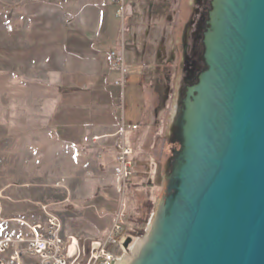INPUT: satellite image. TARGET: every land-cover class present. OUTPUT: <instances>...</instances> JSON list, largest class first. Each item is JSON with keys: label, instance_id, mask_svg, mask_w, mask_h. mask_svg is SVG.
<instances>
[{"label": "rangeland", "instance_id": "obj_1", "mask_svg": "<svg viewBox=\"0 0 264 264\" xmlns=\"http://www.w3.org/2000/svg\"><path fill=\"white\" fill-rule=\"evenodd\" d=\"M171 1L177 5L176 10L159 20L173 23L174 30H169V26L163 32L147 31L152 40L161 35L157 46L165 56L164 62H159L162 64L159 71L164 73H158L168 78L165 82L159 77L162 82H155L151 91L156 93L149 97L162 103L158 114L165 130L166 161L158 200L150 204L148 180L140 182L135 169L126 188L119 193L113 174V184L102 185L96 176L80 174L69 156L63 157L53 124L61 85L58 14L48 6L49 0H0V238L7 235L31 238L34 232L44 234L49 218L53 217L60 223L64 238L70 237L64 235V230L76 233L71 236L75 239L71 253L77 240L80 241L82 256L78 263L89 264L91 242L105 244L115 225L122 226L124 236L140 240L147 235L158 202L167 196L165 177L174 157L173 150L179 149L178 144L173 143L174 133L171 134L177 103L185 88L195 81V75L204 68L202 31L211 3V0ZM117 10L108 20L113 29L110 37L116 41L111 45L115 51L124 53L127 86L124 108L120 106L116 118L119 122L124 120L126 125L142 123V94L135 79L136 75L143 74L139 54L142 45L140 49L136 47L130 40L133 33L122 30L121 9ZM135 11L136 14H130L132 10H124L123 19L147 29L149 16L143 8ZM194 12V23L188 26ZM184 30L188 31L183 47ZM187 62L192 63L193 70L184 69ZM113 74L115 79L120 78L118 72L113 71ZM116 89L120 105L122 88ZM95 202L103 207H95ZM95 217L99 220H94ZM109 250L120 257L118 248ZM128 255L132 256L131 252ZM20 259L19 264L40 262L39 258L26 254Z\"/></svg>", "mask_w": 264, "mask_h": 264}, {"label": "water", "instance_id": "obj_2", "mask_svg": "<svg viewBox=\"0 0 264 264\" xmlns=\"http://www.w3.org/2000/svg\"><path fill=\"white\" fill-rule=\"evenodd\" d=\"M202 48L176 106L167 196L133 264H264V0H211Z\"/></svg>", "mask_w": 264, "mask_h": 264}, {"label": "crops", "instance_id": "obj_3", "mask_svg": "<svg viewBox=\"0 0 264 264\" xmlns=\"http://www.w3.org/2000/svg\"><path fill=\"white\" fill-rule=\"evenodd\" d=\"M116 1L49 0L47 3L50 9L58 14L56 30L61 41V49L58 52L60 98L53 120L55 136L63 157L69 156L73 159L80 174L96 176L102 185H107L114 182L112 174L115 167V146L120 139L118 133L123 126H137L138 129L127 131L124 138L134 148L136 174L140 182L148 180V203L153 204L158 200L157 195L163 185L162 177L166 169L163 152L165 130L158 114L162 103H156L149 97L156 93L155 90L151 91L155 82H162L163 79L166 82L168 78L159 75L164 73L159 71L162 70V64L159 62L165 57L157 46V43L161 42V35L157 40H152L147 31L152 29L163 32L169 26V30H172L173 23H161L159 19L172 14L177 5L171 0ZM115 8L117 11L122 8L130 12L132 10L130 14H136L135 9L140 11L143 8L149 16L147 29L126 22L122 17V30L133 33L130 40L137 44L136 47L140 49L142 45L139 54L142 55L140 63L143 74L135 77L142 94V123L126 125L124 120L119 122L116 118L120 106L124 108L127 82L124 88L121 87L122 102L119 105L120 98L116 88H120L117 82L121 80V73L113 68L110 59L111 53L115 51L112 45L116 41L110 37L113 29L108 22L116 11ZM113 71L119 73V79L114 78ZM159 77H162V80ZM81 190L83 189L80 188ZM95 203V207H103ZM94 220L99 219L95 217ZM63 233L70 237L76 234L65 230Z\"/></svg>", "mask_w": 264, "mask_h": 264}, {"label": "built area", "instance_id": "obj_4", "mask_svg": "<svg viewBox=\"0 0 264 264\" xmlns=\"http://www.w3.org/2000/svg\"><path fill=\"white\" fill-rule=\"evenodd\" d=\"M122 2V0H120ZM120 16L124 15V8L119 12ZM113 68L121 73V80L117 86L122 88L126 85V66L125 57L122 51H114L110 55ZM137 126H123L120 132V139L116 143V165L113 175L118 186V192L122 193L127 183L134 174L135 161L134 149L129 145L124 135L129 130H136ZM38 230L40 228H37ZM34 231V230H33ZM122 226L117 224L113 227L107 242L104 244L100 241H92L90 244V262L89 264H117L122 261L130 252V244L135 238L129 235H123ZM130 239L132 242L126 246ZM75 239L72 237L64 238L60 223L55 218H49L48 226L44 234L34 232V236L26 238L24 236L14 237L11 235L0 238V264H19L20 258L28 255L30 258H39V264H79L78 261L82 256L80 241L77 240L76 248L71 253ZM116 247L120 250V257L110 252V248ZM8 256V254H11Z\"/></svg>", "mask_w": 264, "mask_h": 264}, {"label": "bare ground", "instance_id": "obj_5", "mask_svg": "<svg viewBox=\"0 0 264 264\" xmlns=\"http://www.w3.org/2000/svg\"><path fill=\"white\" fill-rule=\"evenodd\" d=\"M154 233V228L151 226L147 230V235L144 237V239H135L130 244L129 250L132 254L125 256V258L122 261H119L117 264H133V257H138L140 254H142L147 246L151 243V237ZM133 259V260H132Z\"/></svg>", "mask_w": 264, "mask_h": 264}, {"label": "flooded vegetation", "instance_id": "obj_6", "mask_svg": "<svg viewBox=\"0 0 264 264\" xmlns=\"http://www.w3.org/2000/svg\"><path fill=\"white\" fill-rule=\"evenodd\" d=\"M199 3H200V1H199ZM196 14H198L197 12H196ZM192 16H191V18H190V20H188V21H190L189 22V24H188V26L190 25H193V23H194V17H195V12H194V14H191ZM188 30H184V34H183V40H182V46L184 47V46H186V32H187ZM185 56V55H184ZM186 61H188L187 60V58H186ZM188 64H187V66H186V64L184 65V69L185 68H187V71L188 70H193L192 69V63H189V62H187Z\"/></svg>", "mask_w": 264, "mask_h": 264}]
</instances>
